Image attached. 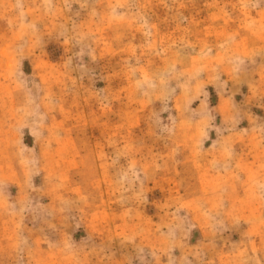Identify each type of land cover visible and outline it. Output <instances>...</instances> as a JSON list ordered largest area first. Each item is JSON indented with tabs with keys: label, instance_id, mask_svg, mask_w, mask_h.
Returning <instances> with one entry per match:
<instances>
[{
	"label": "rangeland",
	"instance_id": "1",
	"mask_svg": "<svg viewBox=\"0 0 264 264\" xmlns=\"http://www.w3.org/2000/svg\"><path fill=\"white\" fill-rule=\"evenodd\" d=\"M0 264H264V0H0Z\"/></svg>",
	"mask_w": 264,
	"mask_h": 264
}]
</instances>
